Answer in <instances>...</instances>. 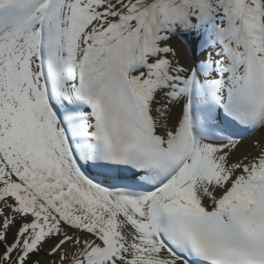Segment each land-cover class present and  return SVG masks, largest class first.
I'll return each mask as SVG.
<instances>
[{"label": "snow or ice", "instance_id": "6c2138e0", "mask_svg": "<svg viewBox=\"0 0 264 264\" xmlns=\"http://www.w3.org/2000/svg\"><path fill=\"white\" fill-rule=\"evenodd\" d=\"M0 264H264V0H0Z\"/></svg>", "mask_w": 264, "mask_h": 264}]
</instances>
